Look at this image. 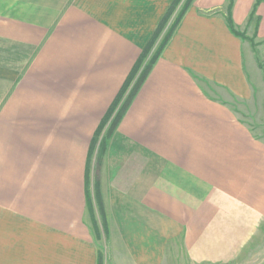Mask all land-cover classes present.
Returning <instances> with one entry per match:
<instances>
[{
    "label": "crops",
    "instance_id": "1",
    "mask_svg": "<svg viewBox=\"0 0 264 264\" xmlns=\"http://www.w3.org/2000/svg\"><path fill=\"white\" fill-rule=\"evenodd\" d=\"M174 1L0 0V264H98L101 224L104 264L230 263L264 236V139L232 103L253 86L228 0L192 1L94 139ZM256 3L233 19L264 51Z\"/></svg>",
    "mask_w": 264,
    "mask_h": 264
},
{
    "label": "rangeland",
    "instance_id": "2",
    "mask_svg": "<svg viewBox=\"0 0 264 264\" xmlns=\"http://www.w3.org/2000/svg\"><path fill=\"white\" fill-rule=\"evenodd\" d=\"M185 1L180 0L179 6H183V3ZM226 6L227 5L223 7L225 8V11H226ZM179 9L177 7L171 19L167 23L165 29L163 30L164 32L161 34L158 41L154 44L153 49L150 51L148 55L147 61L150 59V57L157 49L160 40L163 37V34L170 27L172 20L178 14ZM251 30H253L252 27H248V26H246L243 29V32L246 33L248 36V38L245 39L246 40L245 58H246L247 70L252 78V86H253L252 98L250 100H245V101L232 100V103L239 117L242 118L243 121H245V123L250 126V128L254 131V133L258 137L264 139V51L260 49L261 46L260 48L258 47L259 44L262 45V41L256 40L257 35H253V34L249 35L252 33ZM133 84L134 83L131 84V87ZM110 121L111 120H109V122L107 123L105 130L100 132V137H103L106 134V130L109 127ZM99 215L98 218L100 217ZM104 232L105 231L104 228L102 227V224L98 226V229L94 230V236L98 244V249L103 254L106 249ZM174 264H194V263H191L189 261H184V259L181 258L175 260ZM223 264H264V236L257 237L256 240L248 247L247 252H245L243 256L237 258L236 260L230 263L228 262Z\"/></svg>",
    "mask_w": 264,
    "mask_h": 264
},
{
    "label": "trees",
    "instance_id": "3",
    "mask_svg": "<svg viewBox=\"0 0 264 264\" xmlns=\"http://www.w3.org/2000/svg\"><path fill=\"white\" fill-rule=\"evenodd\" d=\"M193 0H186L183 3V6L180 5V0H175L172 2L164 16L161 18L160 22L158 23L156 29L151 34L142 54L138 58L136 64L134 65L132 71L130 72L128 78L126 79L124 85L122 86L120 92L118 93V96L116 97V100L110 107L108 113L104 117L102 123L100 124L98 130L95 133L94 139L95 141L99 139L100 132L103 131L109 123V127L106 130V134L101 138L103 141L105 138L109 137L111 133L116 129V127L119 125L121 119L127 112L129 106L131 105L134 97L136 96L138 90L142 86L143 82L145 81L146 77L148 76L150 70L152 69L154 63L160 56L161 52L163 51L164 47L168 44L169 40L171 39L173 32L178 25L179 21L181 20L184 13L189 9V7L192 5ZM260 2V0H257V4ZM235 5V0H229L228 4L226 6V23L228 28L236 35L240 36L242 39L248 38L247 34L244 33L242 30H240L234 19H233V7ZM178 7V14L176 17L172 20V23L170 27L167 29V31L163 34V37L160 40V43L153 53V55L150 57V59L147 61L148 55L150 51L153 49L154 44L158 41L161 34L164 32L167 23L171 19L172 15L174 14L175 10ZM255 7L254 11L252 12V15L255 13ZM134 83L131 87V84ZM131 87V88H130ZM94 141V142H95ZM101 144L103 142H100ZM96 229H98L96 227ZM104 254L100 253L98 257V264H104Z\"/></svg>",
    "mask_w": 264,
    "mask_h": 264
}]
</instances>
